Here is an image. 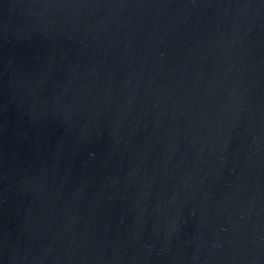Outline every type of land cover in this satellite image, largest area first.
Returning <instances> with one entry per match:
<instances>
[{"label": "water", "instance_id": "1", "mask_svg": "<svg viewBox=\"0 0 264 264\" xmlns=\"http://www.w3.org/2000/svg\"><path fill=\"white\" fill-rule=\"evenodd\" d=\"M0 264H264V0H0Z\"/></svg>", "mask_w": 264, "mask_h": 264}]
</instances>
